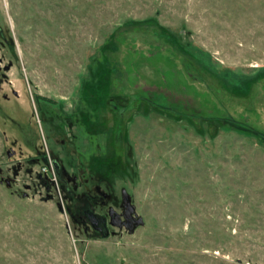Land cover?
Returning <instances> with one entry per match:
<instances>
[{"label": "rangeland", "instance_id": "rangeland-1", "mask_svg": "<svg viewBox=\"0 0 264 264\" xmlns=\"http://www.w3.org/2000/svg\"><path fill=\"white\" fill-rule=\"evenodd\" d=\"M0 264H264V0H0Z\"/></svg>", "mask_w": 264, "mask_h": 264}, {"label": "flooded vegetation", "instance_id": "flooded-vegetation-1", "mask_svg": "<svg viewBox=\"0 0 264 264\" xmlns=\"http://www.w3.org/2000/svg\"><path fill=\"white\" fill-rule=\"evenodd\" d=\"M54 171L63 190L68 192L70 201L73 200V208L77 203L74 211L70 206L68 210L72 217H75L77 224L84 227L86 233L91 232V235L103 237L107 233L110 234L111 215H119L118 224L124 220L122 201H115L110 193L103 190L101 184L95 182L94 185H88V181L79 178V172L68 175L65 168L58 163H54ZM125 225H129V222L124 223L122 229H125Z\"/></svg>", "mask_w": 264, "mask_h": 264}, {"label": "water", "instance_id": "water-1", "mask_svg": "<svg viewBox=\"0 0 264 264\" xmlns=\"http://www.w3.org/2000/svg\"><path fill=\"white\" fill-rule=\"evenodd\" d=\"M121 199H122V204L124 207L123 211V221H121L120 224L117 223V220H119V215L115 214L116 216L111 215V226L117 227V228H122L123 224L126 223L127 221L129 222V225H125V229L129 234H132L136 228L142 226L144 224L143 219L137 215L135 206L131 203V198L127 191L125 189H122L121 191ZM121 220V217H120ZM109 233L103 235V237H106Z\"/></svg>", "mask_w": 264, "mask_h": 264}, {"label": "trees", "instance_id": "trees-1", "mask_svg": "<svg viewBox=\"0 0 264 264\" xmlns=\"http://www.w3.org/2000/svg\"><path fill=\"white\" fill-rule=\"evenodd\" d=\"M90 96V95H89ZM37 99H38V97H37ZM37 103H39L38 101H37ZM115 167V168H114ZM116 171V165H113V167H111L110 168V165H108L105 169H104V172H105V175H107V176H111V175H113V173Z\"/></svg>", "mask_w": 264, "mask_h": 264}]
</instances>
